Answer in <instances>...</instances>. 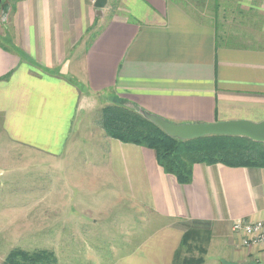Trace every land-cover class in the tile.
Listing matches in <instances>:
<instances>
[{
  "label": "crops",
  "instance_id": "1",
  "mask_svg": "<svg viewBox=\"0 0 264 264\" xmlns=\"http://www.w3.org/2000/svg\"><path fill=\"white\" fill-rule=\"evenodd\" d=\"M93 1L0 2L2 127L34 157L69 159L79 116L96 99L177 124L264 121V0H120L121 15L88 36ZM102 140L104 162L90 167L103 164L152 227L89 248L92 264H173L187 232L206 234L228 264H264V243L243 246L231 231L234 220L264 218V167L194 163L180 183L152 149ZM74 202L63 204L90 207Z\"/></svg>",
  "mask_w": 264,
  "mask_h": 264
},
{
  "label": "rangeland",
  "instance_id": "2",
  "mask_svg": "<svg viewBox=\"0 0 264 264\" xmlns=\"http://www.w3.org/2000/svg\"><path fill=\"white\" fill-rule=\"evenodd\" d=\"M120 7V0H107L88 36L113 18V14L121 15ZM230 9L236 11L237 5H231ZM218 11L222 13L224 6L220 5ZM231 17L226 16L230 25ZM105 105L96 99L92 107L82 111L67 145V152L72 153L69 159L34 157L39 155L38 150L8 137L0 115V261L13 248H46L55 253L58 264H92L89 248L109 250L118 245L121 235L131 230L150 231L148 217H143L149 213H140L131 201L121 197L118 182L107 174L103 164L90 167L91 163L104 162L99 119ZM75 200L87 201L90 207L73 204L72 209L65 208L64 202L71 205ZM92 218L97 222H90ZM70 228L73 239L66 233ZM195 237L199 238L189 239L188 256L202 257L201 264H228L217 253L216 242L206 234Z\"/></svg>",
  "mask_w": 264,
  "mask_h": 264
},
{
  "label": "trees",
  "instance_id": "3",
  "mask_svg": "<svg viewBox=\"0 0 264 264\" xmlns=\"http://www.w3.org/2000/svg\"><path fill=\"white\" fill-rule=\"evenodd\" d=\"M96 23L97 19L93 27ZM99 123L108 137L152 149L163 171L174 175L180 183L191 180L194 163L220 162L228 166L264 167V142L246 136L207 135L181 140L167 135L147 119L140 109L117 104L102 107ZM195 236H199V233L187 232L184 235L173 264L202 263V257L187 256L190 252L189 239L199 238ZM0 264H58V259L52 250L46 248H13Z\"/></svg>",
  "mask_w": 264,
  "mask_h": 264
},
{
  "label": "water",
  "instance_id": "4",
  "mask_svg": "<svg viewBox=\"0 0 264 264\" xmlns=\"http://www.w3.org/2000/svg\"><path fill=\"white\" fill-rule=\"evenodd\" d=\"M107 0H94L93 6L96 14L101 16L102 9ZM141 110V109H140ZM143 112V115L160 127L170 137L188 140L207 135L246 136L251 140L264 142V121L254 123L245 120L226 121L218 123H186L177 124L166 121L160 117Z\"/></svg>",
  "mask_w": 264,
  "mask_h": 264
},
{
  "label": "built area",
  "instance_id": "5",
  "mask_svg": "<svg viewBox=\"0 0 264 264\" xmlns=\"http://www.w3.org/2000/svg\"><path fill=\"white\" fill-rule=\"evenodd\" d=\"M231 231L238 236L241 245L248 246L254 243H264V218L254 222L234 220Z\"/></svg>",
  "mask_w": 264,
  "mask_h": 264
}]
</instances>
